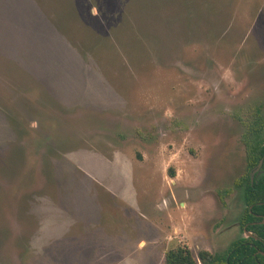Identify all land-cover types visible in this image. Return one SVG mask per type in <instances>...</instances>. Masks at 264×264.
Masks as SVG:
<instances>
[{"label": "rangeland", "instance_id": "obj_1", "mask_svg": "<svg viewBox=\"0 0 264 264\" xmlns=\"http://www.w3.org/2000/svg\"><path fill=\"white\" fill-rule=\"evenodd\" d=\"M90 1L0 0V264L221 254L254 115L264 144V0Z\"/></svg>", "mask_w": 264, "mask_h": 264}, {"label": "flooded vegetation", "instance_id": "obj_2", "mask_svg": "<svg viewBox=\"0 0 264 264\" xmlns=\"http://www.w3.org/2000/svg\"><path fill=\"white\" fill-rule=\"evenodd\" d=\"M256 116L252 120V130H247L253 136V143L244 142L247 175L235 184L240 191L243 211L232 228L236 230L235 235L225 248L222 247L224 252L218 254L221 251L217 247V251L211 253L225 255V264H229L230 258L238 264H264V214L259 210L260 187L264 185V155L261 157L264 144L256 140L261 126Z\"/></svg>", "mask_w": 264, "mask_h": 264}, {"label": "trees", "instance_id": "obj_3", "mask_svg": "<svg viewBox=\"0 0 264 264\" xmlns=\"http://www.w3.org/2000/svg\"><path fill=\"white\" fill-rule=\"evenodd\" d=\"M252 125L249 126L250 131L253 128ZM247 148H249L248 145H247ZM261 155H262L261 157H263L264 148L262 149ZM259 198L261 201L259 210H260V213L264 214V204H263L264 203V185L262 184L260 187ZM247 203H250V202L247 201ZM225 258H226L225 255H212L208 251H199L196 257L194 258L193 254L188 248L183 247V246H177L176 248L170 249L165 252L163 264H225ZM229 264H238V262L233 261L230 258Z\"/></svg>", "mask_w": 264, "mask_h": 264}, {"label": "crops", "instance_id": "obj_4", "mask_svg": "<svg viewBox=\"0 0 264 264\" xmlns=\"http://www.w3.org/2000/svg\"><path fill=\"white\" fill-rule=\"evenodd\" d=\"M88 2H91L90 0H88ZM77 156H79V154L76 152L71 153V155L67 158L74 163H78L77 161ZM102 156H99L96 154L92 157L91 155V161H93L98 167V173H99V178L103 181H109V177L110 175H115L118 176L120 178V180L122 181V188L121 190H119L118 192H115V194H119L123 199L130 201L132 199L131 196V191L128 189L130 187V172L133 173V169L132 167L126 168V165L124 164V161H120L119 163H116V160H111L109 158H104ZM124 162V163H123ZM121 163V164H120ZM112 188H115V183L112 181L110 183ZM107 186V185H106ZM109 188V186H107ZM157 228H159L158 226H156ZM157 242V241H155ZM152 242V245L155 243ZM143 243H141L142 245Z\"/></svg>", "mask_w": 264, "mask_h": 264}, {"label": "water", "instance_id": "obj_5", "mask_svg": "<svg viewBox=\"0 0 264 264\" xmlns=\"http://www.w3.org/2000/svg\"><path fill=\"white\" fill-rule=\"evenodd\" d=\"M263 222H264V220H263Z\"/></svg>", "mask_w": 264, "mask_h": 264}]
</instances>
